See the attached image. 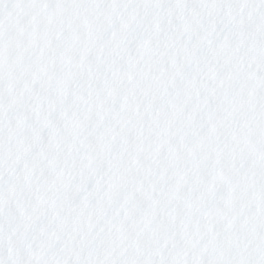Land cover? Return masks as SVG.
<instances>
[{
  "label": "snow or ice",
  "instance_id": "6c2138e0",
  "mask_svg": "<svg viewBox=\"0 0 264 264\" xmlns=\"http://www.w3.org/2000/svg\"><path fill=\"white\" fill-rule=\"evenodd\" d=\"M0 264H264V0H0Z\"/></svg>",
  "mask_w": 264,
  "mask_h": 264
}]
</instances>
